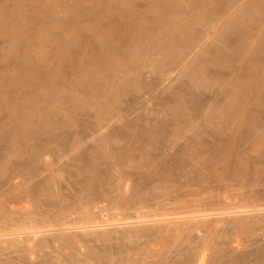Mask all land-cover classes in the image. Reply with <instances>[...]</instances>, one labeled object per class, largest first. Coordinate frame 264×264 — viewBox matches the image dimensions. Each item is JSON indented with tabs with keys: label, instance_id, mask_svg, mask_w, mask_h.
<instances>
[{
	"label": "rangeland",
	"instance_id": "1",
	"mask_svg": "<svg viewBox=\"0 0 264 264\" xmlns=\"http://www.w3.org/2000/svg\"><path fill=\"white\" fill-rule=\"evenodd\" d=\"M263 209L264 0H0V264H264Z\"/></svg>",
	"mask_w": 264,
	"mask_h": 264
},
{
	"label": "bare ground",
	"instance_id": "2",
	"mask_svg": "<svg viewBox=\"0 0 264 264\" xmlns=\"http://www.w3.org/2000/svg\"><path fill=\"white\" fill-rule=\"evenodd\" d=\"M27 26V25H26ZM98 31V30H97ZM198 76V75H197ZM102 78V77H101ZM192 158V157H191ZM20 193H21V191H20ZM248 200V199H247ZM91 202V201H90ZM250 203V202H249ZM256 203H258V202H256ZM123 206V205H122ZM248 206V205H247ZM246 207V206H245ZM238 208V207H237ZM246 208H249V207H246ZM246 208H244V209H246ZM258 208V207H257ZM260 208V207H259ZM153 210V209H152ZM187 210V209H186ZM239 210V209H238ZM256 210H258V209H256ZM260 210H261V208H260ZM259 210V211H260ZM264 210V209H263ZM126 211V210H125ZM208 211V210H207ZM247 211V210H246ZM255 211V209L254 210H252L251 211V213L252 212H254ZM152 212V211H151ZM191 212V211H190ZM199 212V211H198ZM228 212V211H227ZM222 213V215H231V214H244L245 212H241V210H240V212H237V213H235L234 211H231V212H234V213ZM247 212H249V211H247ZM136 213V212H135ZM153 213V212H152ZM194 214H196V213H194ZM210 214V213H209ZM208 213H207V215L205 214V215H202V213H201V215L200 216H192V217H187V216H185V218H182V220H192V219H199V218H207V217H211L212 215H209ZM220 215H221V213H219ZM102 215H103V213H102ZM149 215V214H148ZM104 218L106 217V215L105 216H103ZM176 217V216H175ZM180 217V216H179ZM184 217V216H183ZM141 218V217H140ZM157 218V217H156ZM169 218V217H168ZM177 218V217H176ZM181 218V217H180ZM103 219V218H102ZM102 219H101V221H102ZM143 219V218H142ZM144 219H146V217L144 218ZM150 219V218H149ZM179 219V218H178ZM94 220V219H93ZM134 220V219H133ZM139 220V219H138ZM179 220H181V219H179ZM204 220V219H203ZM100 221V220H99ZM107 221V220H106ZM105 220H104V222L105 223H103V224H100L98 221V223L99 224H97V225H95L94 223V225L92 224L91 226H84V227H80V228H77V229H84V230H86V229H89V230H91L92 231V229H101V228H107V227H109V226H121V225H125L124 224V222H122V221H117V223H112V224H110V223H107ZM124 221V220H123ZM151 221H153V220H151ZM162 221V220H161ZM167 221H176V219H173V220H170V218H169V220H167ZM60 222V221H59ZM103 222V221H102ZM110 222V221H109ZM138 222V221H137ZM140 222L142 223L143 221H141L140 220ZM149 222V221H148ZM190 222V221H189ZM203 222V221H202ZM139 223V222H138ZM150 223V222H149ZM152 223V222H151ZM131 224V223H130ZM133 224V223H132ZM134 224H135V222H134ZM144 224V223H143ZM43 225V224H42ZM87 225V224H86ZM28 226H32V224L31 225H28ZM36 225H34V227H35ZM39 226H41V225H39ZM38 225L36 226V227H39ZM45 226V225H44ZM134 226V225H133ZM36 227H35V229L33 228V227H29V229L31 228V232H28V233H17V234H14V235H0V237L2 238H4V237H11V236H22V235H30V236H32V239H30V241L32 240V241H35V239L39 236V235H41V234H45V233H49V232H51V231H42V230H40V228L41 227H43V226H41L40 228H39V230L38 229H36ZM45 227H47V226H45ZM44 227V228H45ZM49 227V226H48ZM28 229V228H27ZM33 229V230H32ZM26 230V229H25ZM44 230V229H43ZM46 230V229H45ZM48 230V229H47ZM4 233V232H3ZM250 233V232H249ZM176 235V234H175ZM18 236V237H19ZM153 243V242H152ZM31 244L32 243H30L29 245L31 246ZM177 246V245H176ZM9 248V247H8ZM174 248V247H173ZM200 251H201V249H200ZM205 251H207V248H205V249H203L202 250V252L198 255V262H199V264H206V256L208 255ZM209 253V252H208ZM187 255V254H186ZM121 257V256H120ZM251 260V259H250ZM194 261V260H193ZM196 261V260H195ZM197 262V263H198ZM263 262V261H262Z\"/></svg>",
	"mask_w": 264,
	"mask_h": 264
}]
</instances>
